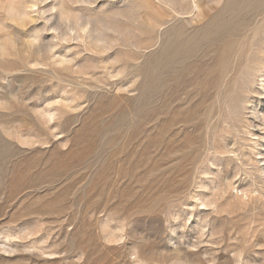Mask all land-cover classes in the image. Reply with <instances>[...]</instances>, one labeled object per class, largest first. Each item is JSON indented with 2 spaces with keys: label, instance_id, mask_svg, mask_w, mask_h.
<instances>
[{
  "label": "rangeland",
  "instance_id": "1",
  "mask_svg": "<svg viewBox=\"0 0 264 264\" xmlns=\"http://www.w3.org/2000/svg\"><path fill=\"white\" fill-rule=\"evenodd\" d=\"M223 2L0 0V264H264V0L165 63Z\"/></svg>",
  "mask_w": 264,
  "mask_h": 264
},
{
  "label": "bare ground",
  "instance_id": "2",
  "mask_svg": "<svg viewBox=\"0 0 264 264\" xmlns=\"http://www.w3.org/2000/svg\"><path fill=\"white\" fill-rule=\"evenodd\" d=\"M196 1L191 0L192 11L199 7ZM181 4L183 6L184 3ZM261 4L262 0H224L222 5L213 13H205L203 17L199 19L198 24L194 26L190 36L183 37L182 40L177 39L176 41L170 36L165 38L164 44L167 53V56L164 54L167 57V62L165 63H171L173 59V51L177 52L179 55L181 52H184L188 46H198L201 45L202 42L210 41L211 44L215 45L213 48L214 60L219 66L223 61H227L228 49L232 47L231 41L233 39L228 41V37H236L242 34L243 36L245 35L244 38L247 37L248 31L245 30V26L247 25L248 27V25H250L249 23L255 19ZM185 5L186 4H184V7H187V5Z\"/></svg>",
  "mask_w": 264,
  "mask_h": 264
}]
</instances>
